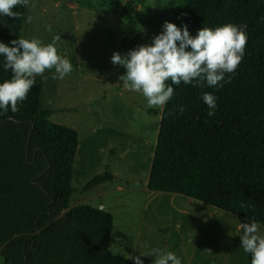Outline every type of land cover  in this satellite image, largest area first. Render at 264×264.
Returning <instances> with one entry per match:
<instances>
[{
	"label": "trees",
	"instance_id": "16d2710c",
	"mask_svg": "<svg viewBox=\"0 0 264 264\" xmlns=\"http://www.w3.org/2000/svg\"><path fill=\"white\" fill-rule=\"evenodd\" d=\"M28 0L0 16V41L20 36ZM130 4V2H127ZM264 0H186L176 19L194 35L201 27L247 25L245 55L230 82L172 85L162 107L147 190L190 198L264 225ZM2 61V57H0ZM11 73L0 69V82ZM167 83H170L168 81ZM195 83V81L193 82ZM223 83V82H221ZM36 77L16 112L0 111V257L3 264H131L112 257V217L89 206L70 208L74 129L50 121ZM217 97L214 116L201 99ZM184 111L180 113L179 107ZM150 114H157L149 111ZM113 180L110 173L84 186ZM65 213L63 216L62 214ZM251 257H248L250 264Z\"/></svg>",
	"mask_w": 264,
	"mask_h": 264
},
{
	"label": "rangeland",
	"instance_id": "374dc122",
	"mask_svg": "<svg viewBox=\"0 0 264 264\" xmlns=\"http://www.w3.org/2000/svg\"><path fill=\"white\" fill-rule=\"evenodd\" d=\"M185 1L28 0L19 38L47 44L59 35L58 54L73 64L62 80L51 78L54 69L37 76L44 80L40 106L51 122L78 134L69 206L101 209L103 204L112 217L110 256L132 264L129 255L159 246L173 251L182 264H248L236 215L147 190L162 107L149 106L142 93L125 89L119 81L125 70L110 60L113 52L123 55L150 43L164 21L176 19ZM28 16L32 19L25 22ZM106 172L112 181L84 190Z\"/></svg>",
	"mask_w": 264,
	"mask_h": 264
},
{
	"label": "clouds",
	"instance_id": "9594fccd",
	"mask_svg": "<svg viewBox=\"0 0 264 264\" xmlns=\"http://www.w3.org/2000/svg\"><path fill=\"white\" fill-rule=\"evenodd\" d=\"M26 0H0V16L18 19L21 13L13 11ZM31 16L25 22H30ZM264 19V18H261ZM246 24L226 23L215 28L201 27L192 35L188 25L177 26L164 21L161 31L150 43L137 45L126 54L113 52V65L125 71L119 81L125 89L142 93L149 106L163 107L173 96L172 85L193 84L203 87H223L230 82L226 73H234L245 55L248 40ZM51 31V28L48 29ZM60 36L45 44L39 38H17L5 43L0 41V69L11 73L10 79L0 82V111L16 112L30 89L46 70H53L52 79L62 80L71 73L73 64L58 54L56 47ZM170 81V83H166ZM195 81V83H193ZM223 82V83H221ZM201 99L207 105L208 116H214L217 97L205 92ZM178 111L183 113V106ZM103 208V204L99 206ZM241 234L240 248L251 257L250 264H264V232L261 223L251 220L237 225ZM141 257H152V264H182L173 251L152 247L147 253L129 255L132 264H144Z\"/></svg>",
	"mask_w": 264,
	"mask_h": 264
}]
</instances>
